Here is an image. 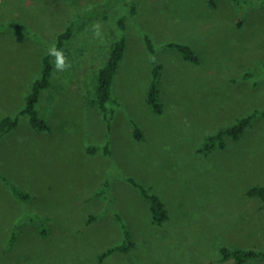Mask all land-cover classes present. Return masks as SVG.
I'll list each match as a JSON object with an SVG mask.
<instances>
[{
	"label": "rangeland",
	"instance_id": "374dc122",
	"mask_svg": "<svg viewBox=\"0 0 264 264\" xmlns=\"http://www.w3.org/2000/svg\"><path fill=\"white\" fill-rule=\"evenodd\" d=\"M240 1L134 0L108 127L92 101L127 0H0V120L24 107L44 55L53 66L36 105L50 130L33 129L21 115L0 136V264H235L220 259L221 246L264 249V205L247 194L264 186L262 117L224 148L198 151L207 135L264 110V0ZM145 36L162 65L161 114L145 102L152 59ZM169 42L190 45L199 63ZM53 44L69 70H55ZM132 121L142 140L133 138ZM90 146L102 149L88 153ZM127 177L160 198L166 221L152 222ZM105 180L107 194L96 196ZM115 213L133 246L100 259L122 242Z\"/></svg>",
	"mask_w": 264,
	"mask_h": 264
},
{
	"label": "trees",
	"instance_id": "16d2710c",
	"mask_svg": "<svg viewBox=\"0 0 264 264\" xmlns=\"http://www.w3.org/2000/svg\"><path fill=\"white\" fill-rule=\"evenodd\" d=\"M236 5H240V0H232ZM127 10L126 13L121 15L117 20V25L121 31V35L117 40H115L109 49L108 57L105 64L100 68L95 86V97L92 103L97 107L98 111L102 115V118L106 122V125L110 127V121L112 120L113 111L110 107H107L108 103H112V84L114 76L116 75L121 61L123 59L126 47V29L128 18L132 17L136 13V5L134 0H127L125 2ZM215 5V0H209V6L213 7ZM18 30H22L23 27L16 24L15 26ZM72 24H70L64 32L58 36V45L61 46L64 41L71 37ZM146 48L150 53L151 68H150V81L146 90L145 102L150 110L155 114H161L163 111V105L159 99V81L161 77L162 65L157 60L154 59L155 47L151 39L148 36L144 37ZM168 49L176 50L185 61L193 64L199 63V56L197 52L188 44L180 42H169L165 44ZM40 76L34 79L31 84L30 91L25 97V105L20 110L17 116H4L0 120V136H4L14 130L19 122V116H27L30 126L38 131H49L50 127L48 123L39 116L37 111V103L39 101L40 95L43 90L51 86V77L53 66L51 63L50 55H44L42 57ZM261 116L264 120V110H254L250 113L239 117L234 123L222 127L212 134L205 137L202 144L199 146L198 151L200 153H210L215 149H222L226 145L227 138L234 141L240 139V137L245 133L246 129L251 125L254 118ZM132 124V134L135 140H142L143 134L138 124L131 122ZM264 127V126H263ZM103 151L108 154V147L105 145ZM98 146H90L87 148L88 153H94L100 149ZM126 181L136 188L144 199L149 203L150 217L154 224H162L168 218V212L165 208L164 203L154 194H151L147 187L143 186L135 179L127 177ZM109 187V182L105 180L101 188L95 193L96 196H101L107 194ZM12 191L20 199H27V194L19 190L18 188L12 186ZM248 196L256 197L264 205V186L256 185L252 186L247 190ZM115 221L120 227L122 232V242L116 246L108 248L100 255V259L105 258L115 251H127L133 246L131 241V234L126 228L122 216L115 213ZM220 259L226 261L233 259L235 264H244L246 261L251 259H263L264 249H243V248H231L227 246H221L219 248Z\"/></svg>",
	"mask_w": 264,
	"mask_h": 264
},
{
	"label": "clouds",
	"instance_id": "9594fccd",
	"mask_svg": "<svg viewBox=\"0 0 264 264\" xmlns=\"http://www.w3.org/2000/svg\"><path fill=\"white\" fill-rule=\"evenodd\" d=\"M50 54L55 56L54 68L56 71L63 72L72 67L71 62L64 54L63 50L56 48L54 44L50 47Z\"/></svg>",
	"mask_w": 264,
	"mask_h": 264
}]
</instances>
